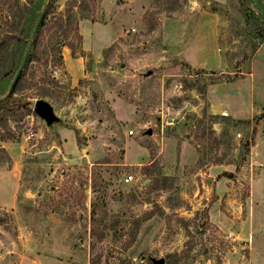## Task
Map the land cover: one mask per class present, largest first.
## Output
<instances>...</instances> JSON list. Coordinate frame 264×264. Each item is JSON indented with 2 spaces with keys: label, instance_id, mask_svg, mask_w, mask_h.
I'll return each mask as SVG.
<instances>
[{
  "label": "rangeland",
  "instance_id": "obj_1",
  "mask_svg": "<svg viewBox=\"0 0 264 264\" xmlns=\"http://www.w3.org/2000/svg\"><path fill=\"white\" fill-rule=\"evenodd\" d=\"M16 1L24 56L50 0ZM68 3L81 54L52 20L0 107V264H264V0Z\"/></svg>",
  "mask_w": 264,
  "mask_h": 264
},
{
  "label": "trees",
  "instance_id": "obj_2",
  "mask_svg": "<svg viewBox=\"0 0 264 264\" xmlns=\"http://www.w3.org/2000/svg\"><path fill=\"white\" fill-rule=\"evenodd\" d=\"M35 0H30V2H32V4L34 3ZM57 0H50V4L46 10V13L44 15V18L40 24V27L38 29V32L34 38V42H33V46L31 49V52L28 56L27 62L24 66V69L22 70L16 84L14 85L13 89L11 90V93L1 99L0 98V107L2 108H6L7 110H13V102L10 101V97L13 96V94L15 93V91L17 90L18 86L26 79V75L27 72L29 70V66L31 65V63L34 61L35 56L37 55V50L39 49V45L41 42V38L43 36V32H44V28L48 25V23H50L52 20H54L53 22L56 23L60 29H62V36L60 39H57L58 41V45L55 47L56 53H57V63H62L63 61V56H62V47L64 45H67L71 48V51L74 55H77L79 52L81 54L82 52V35L79 32V22L78 19L80 18V16H84V14H80L81 13V9L78 7L77 9H75L74 4L72 3H68L67 6L65 7L64 11H62L59 15H52V12L54 11V4ZM16 4L14 5H19V0H17L15 2ZM23 8L28 9L29 6L28 4H23ZM26 9L24 10V13L26 11ZM251 13H253L251 11ZM258 17V16H257ZM259 21L261 23V25L264 26V20H262L261 18H259ZM28 23V19H26L24 22L22 21L20 26V29L17 32V42L16 44L20 43L21 41H19V39L22 38V33L24 32V27L25 25ZM264 39V37H263ZM10 44L9 42H7V40L5 41V38H0V82L5 80L7 78V76L9 74H11V72L16 73V71L18 70L21 61L23 59V54H19L18 55V50L16 48H14V50H12V48H10ZM16 49V50H15ZM13 54V56H11ZM18 55V56H17ZM229 176H232L231 173L228 172H224ZM151 216L150 213H148L147 215L143 216L141 220H138V225L141 224L143 220H147L149 219ZM169 258L172 257V254L168 255ZM155 264H160L158 261L155 262Z\"/></svg>",
  "mask_w": 264,
  "mask_h": 264
},
{
  "label": "water",
  "instance_id": "obj_3",
  "mask_svg": "<svg viewBox=\"0 0 264 264\" xmlns=\"http://www.w3.org/2000/svg\"><path fill=\"white\" fill-rule=\"evenodd\" d=\"M47 8H48V7H45V8L41 11V13H40V15H39V17H38V19H37V22H36V24H35V26H34V29H33L32 35H31V39H30L29 44H28V47H27V50H26V52H25V54H24V56H23V59H22V61H21V64H20V66H19V68H18V70H17V72H16V74H15V77H14V79H13V82H12V84H11V89H10V91L13 89V87H14V85L16 84V82H17V80H18V78H19V76H20L22 70L24 69V66H25V64H26V62H27L28 56H29V54H30V52H31V49H32V46H33L34 38H35V36H36V34H37V32H38V29H39V27H40V24H41L43 18H44V15H45V13H46ZM258 16H259L262 20H264V15H262V14H258ZM49 108H50V106H49L48 104H46V103H43L41 100H37L36 103H35V107H34L35 111H36L38 114H42V115H43V114H47ZM149 132H150V131H149ZM158 262H159L160 264H163V263H164L162 259H161L160 261H158Z\"/></svg>",
  "mask_w": 264,
  "mask_h": 264
},
{
  "label": "built area",
  "instance_id": "obj_4",
  "mask_svg": "<svg viewBox=\"0 0 264 264\" xmlns=\"http://www.w3.org/2000/svg\"><path fill=\"white\" fill-rule=\"evenodd\" d=\"M33 134H34L33 132H30V133H29V136L31 137V136H33ZM132 177H133V176H132L131 174L127 175V176H126V181H130V180L132 179Z\"/></svg>",
  "mask_w": 264,
  "mask_h": 264
}]
</instances>
